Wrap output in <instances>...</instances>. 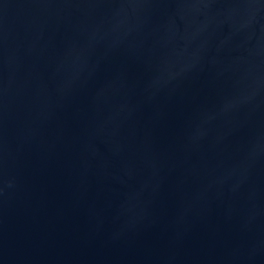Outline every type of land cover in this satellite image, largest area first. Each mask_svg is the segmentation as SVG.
<instances>
[{
    "label": "water",
    "instance_id": "95a60500",
    "mask_svg": "<svg viewBox=\"0 0 264 264\" xmlns=\"http://www.w3.org/2000/svg\"><path fill=\"white\" fill-rule=\"evenodd\" d=\"M0 264H264V0H0Z\"/></svg>",
    "mask_w": 264,
    "mask_h": 264
}]
</instances>
